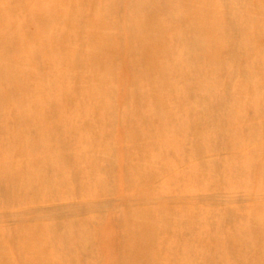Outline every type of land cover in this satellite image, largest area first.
<instances>
[{
    "label": "bare ground",
    "instance_id": "obj_1",
    "mask_svg": "<svg viewBox=\"0 0 264 264\" xmlns=\"http://www.w3.org/2000/svg\"><path fill=\"white\" fill-rule=\"evenodd\" d=\"M0 264H264V0H0Z\"/></svg>",
    "mask_w": 264,
    "mask_h": 264
}]
</instances>
